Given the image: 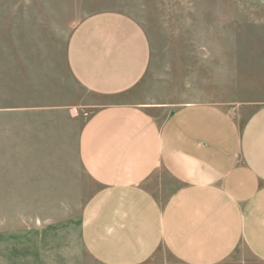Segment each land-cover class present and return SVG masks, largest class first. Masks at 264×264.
<instances>
[{"label": "crops", "instance_id": "1", "mask_svg": "<svg viewBox=\"0 0 264 264\" xmlns=\"http://www.w3.org/2000/svg\"><path fill=\"white\" fill-rule=\"evenodd\" d=\"M150 60L146 31L122 12L91 15L68 37L65 69L100 101L75 138L94 187L82 248L95 264H163L161 252L167 264H230L241 250L251 261L233 263L264 264V103L214 100L187 82L183 98L140 104Z\"/></svg>", "mask_w": 264, "mask_h": 264}, {"label": "rangeland", "instance_id": "2", "mask_svg": "<svg viewBox=\"0 0 264 264\" xmlns=\"http://www.w3.org/2000/svg\"><path fill=\"white\" fill-rule=\"evenodd\" d=\"M103 11L131 16L149 38L140 104L183 98L187 82L214 100L264 103V0H0V264H95L79 241L94 187L75 138L100 101L72 83L64 56L74 28ZM231 259L251 261L242 250Z\"/></svg>", "mask_w": 264, "mask_h": 264}]
</instances>
